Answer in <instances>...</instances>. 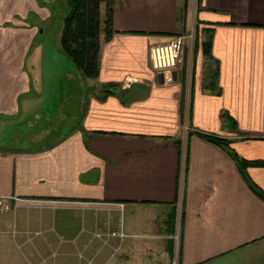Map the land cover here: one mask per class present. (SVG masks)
<instances>
[{
  "label": "crops",
  "instance_id": "0c3cea01",
  "mask_svg": "<svg viewBox=\"0 0 264 264\" xmlns=\"http://www.w3.org/2000/svg\"><path fill=\"white\" fill-rule=\"evenodd\" d=\"M50 1L0 0V218L24 245L41 231L38 244L68 246L65 260L169 264L180 227L178 264H264V198L251 184L264 192V165L244 171L194 132L264 162V0H112L114 34L101 35L79 119L51 146H30L34 135L25 148L15 133L34 99L23 61ZM190 29L181 62L157 74L151 46ZM122 216L128 236L108 237Z\"/></svg>",
  "mask_w": 264,
  "mask_h": 264
},
{
  "label": "rangeland",
  "instance_id": "374dc122",
  "mask_svg": "<svg viewBox=\"0 0 264 264\" xmlns=\"http://www.w3.org/2000/svg\"><path fill=\"white\" fill-rule=\"evenodd\" d=\"M50 2L51 17L46 21H41L42 32L35 40V51L25 55L23 61L24 73H28L32 78L31 90L26 96L34 100L27 102L24 108L22 107L24 111L20 108V115L23 116H19L18 125L21 131L17 130L15 134H21L22 141L19 145L22 147L30 145L29 137H33L34 134L39 135L40 139L45 138L51 127H56V130L48 142H53L68 134L75 121L79 119L85 96L89 97L86 86L94 83L92 78L83 79L81 77L80 71L61 48L60 37L64 17L68 12L67 1L51 0ZM79 84L81 86H78ZM27 106L31 111L26 110ZM1 133H5V127L1 128ZM10 134H5V137ZM30 146L35 147L38 144L31 143ZM2 213L3 205L0 204V217ZM122 219L124 220L123 216ZM178 228L180 233V227ZM39 234L42 232L27 231L28 241L24 245L21 243L13 223L0 218V264H92L89 262V257H79L78 255L77 257H67L68 259L65 260L61 251L68 246L61 247L58 246L59 243L51 247L42 246L38 242L43 236H35ZM178 242L180 244V241ZM179 244L176 246V257H178ZM69 249L72 252L76 250L75 246ZM173 258L169 257V264H172ZM68 260L70 261L67 262ZM118 261L119 264H144V262L139 263L138 260L125 262L121 257L116 258V263Z\"/></svg>",
  "mask_w": 264,
  "mask_h": 264
},
{
  "label": "trees",
  "instance_id": "16d2710c",
  "mask_svg": "<svg viewBox=\"0 0 264 264\" xmlns=\"http://www.w3.org/2000/svg\"><path fill=\"white\" fill-rule=\"evenodd\" d=\"M104 2L106 3V15L105 19L102 20L101 4ZM102 33L105 34L107 40H110L114 34V6L112 0H68V12L64 17L60 43L62 50L80 71L83 78H97L100 74ZM211 40L212 38L207 42L206 46V52L209 54L208 56L211 55ZM116 85V83L106 84L103 92L105 94L113 92L111 89ZM92 91L94 92V88L88 92L91 93ZM227 114L228 113H224L223 117H228ZM55 130L56 127H51L50 131L46 133V137L39 139V141L35 143L38 144L37 147L46 148V146H51L53 143L60 140V138H58L53 142H48L51 135L55 134L53 133ZM192 132L193 131H191V133ZM194 132H198V134L207 141L227 150L232 157L238 160L240 167H242L244 171L249 166L264 165L263 161H248L237 157L236 151L231 146V140L225 137L201 132L196 129H194ZM30 139L31 137H29V140ZM251 184L256 193L264 198V192L258 186L253 183ZM173 241L175 242L174 238ZM174 255L175 253L173 256Z\"/></svg>",
  "mask_w": 264,
  "mask_h": 264
},
{
  "label": "built area",
  "instance_id": "2783aa9c",
  "mask_svg": "<svg viewBox=\"0 0 264 264\" xmlns=\"http://www.w3.org/2000/svg\"><path fill=\"white\" fill-rule=\"evenodd\" d=\"M194 36V30L190 29L187 32L172 36L167 42L152 45L149 58L153 70L159 75H164L167 71L176 68L183 58L187 42L193 40ZM121 208H123V204H121ZM98 235L100 236V234ZM107 236H118L121 239L128 236L122 218L119 220L118 228L109 232ZM173 238L176 246H178V241H180V233L178 230L173 235ZM172 264H178V257L174 256Z\"/></svg>",
  "mask_w": 264,
  "mask_h": 264
}]
</instances>
